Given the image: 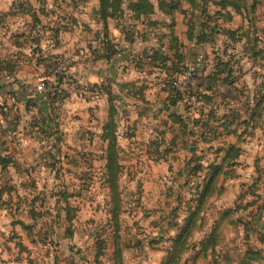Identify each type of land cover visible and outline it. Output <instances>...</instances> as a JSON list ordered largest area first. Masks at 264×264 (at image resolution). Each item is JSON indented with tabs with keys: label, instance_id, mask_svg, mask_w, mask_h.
Returning a JSON list of instances; mask_svg holds the SVG:
<instances>
[{
	"label": "rangeland",
	"instance_id": "obj_1",
	"mask_svg": "<svg viewBox=\"0 0 264 264\" xmlns=\"http://www.w3.org/2000/svg\"><path fill=\"white\" fill-rule=\"evenodd\" d=\"M132 1L125 0L124 8L127 9ZM183 6L186 5L182 2L178 6L177 29L187 44V64L191 67L200 58L209 67L212 46L197 47L199 58H194L196 48L187 42V27L181 13L189 7ZM53 8L54 25L50 27V36L57 35L61 27L67 28L70 43L66 45L72 47L71 53L75 57L71 58L76 62L74 67L69 64L71 74L65 82L67 88L61 102L48 110L47 128L38 127L39 119L34 115L37 110L29 101L23 110L18 109L19 115L15 116V122L12 120L13 125L8 130L0 128V259L5 260V264H52L49 258L73 254L76 256L67 264H109L112 260V187L104 178L106 145L101 140L103 129L112 120V96L118 110L116 122L122 162L117 187L120 201L122 199L127 205L121 214L122 226H127L126 233L121 232V236L125 238L127 234L129 243L125 250L126 264H162L166 250L172 244L167 239L162 241L164 227L160 216L169 213L170 217H174V208L180 197L173 196L171 191L181 192L188 188L184 186L183 176L174 178L173 174L184 169V163L187 164L193 157V152L198 158L209 161L216 158V149L201 142L196 131L193 134L190 131L188 135H182L180 150L173 152L176 155L155 161L148 144L150 140L159 142L160 137L154 132L156 129H165V120L158 123L162 115L159 113L164 110L163 103L167 99L162 91L165 74L144 65L134 69L146 73L145 79L123 80L122 74L117 69L115 71L111 63L93 61L96 54L93 52L91 57L89 49L92 50V46L97 48L95 34L100 30L93 13L98 8L97 0L76 9L68 0L53 4ZM161 17L158 13L151 22ZM130 20L128 18L130 28L134 29L132 25H136V30L140 32L134 42L136 50L143 54L144 46L149 51L155 49L158 28L147 29L148 20H143V25ZM63 22L65 25L61 26ZM238 24H241L239 18L234 26L238 27ZM259 26H264V14ZM119 28L115 21H110V31ZM148 34H151V39L145 42L142 36ZM246 67L249 71L245 78L246 92L254 91V73L250 71V63ZM99 72L104 74L105 80L97 81ZM115 73L117 76L111 79L110 76ZM175 80L171 87L180 92L185 93L189 87H195L182 75ZM101 84L105 90L100 98L92 100L80 95L83 85ZM135 89L139 96L147 95V99L153 103L155 115L151 119L140 117L144 102L131 97V91ZM184 103L187 104V101ZM184 103L180 109H173L188 121L190 130H194L197 110L187 111ZM27 105L30 108H25ZM236 105L243 110L245 104L236 102ZM12 111H15V107ZM174 135V131L169 133V140ZM230 140L234 141L233 138ZM243 145L239 178L228 180L221 177L218 187H223L225 193L214 197L216 206L236 208L232 216L242 223L222 229L219 246L214 250L203 252L200 247L193 250L192 243L183 256V264H264V210L257 212L258 206L264 205V127L249 136ZM169 146L170 143L163 145L165 148ZM260 174L263 178L257 182L260 185L258 193L263 200L260 205L247 209L257 197L252 199L250 195L249 198L239 199V195L251 191ZM181 178L182 182H174ZM33 212L42 216L34 219ZM245 220L250 222L249 226L243 223ZM26 226L31 230H27ZM170 232L174 235L176 229L172 228ZM107 237L112 240L108 241ZM203 237L200 235L197 243ZM67 239H71V243ZM102 241H105L106 248L99 250L103 246Z\"/></svg>",
	"mask_w": 264,
	"mask_h": 264
},
{
	"label": "trees",
	"instance_id": "obj_2",
	"mask_svg": "<svg viewBox=\"0 0 264 264\" xmlns=\"http://www.w3.org/2000/svg\"><path fill=\"white\" fill-rule=\"evenodd\" d=\"M97 1L98 8L94 9L93 13L100 27L97 36L103 38V48L99 50L102 54H96L94 51L96 60L103 57L104 60L110 62L121 53L111 38L110 21H115L131 43L135 42L133 38L137 37L140 32L136 30V25H132L134 29L130 28L128 18L137 25H143L144 23L141 22L148 20L147 29L148 27L158 28L159 37L156 39V48L143 52L146 59L145 65L150 69L165 73L166 76L162 81L164 85L162 91L167 95L163 105L168 117L166 128L164 130L158 128L154 131L160 137L159 142L149 141L148 149L151 150L150 155L153 159L159 162L168 156L176 155L177 153L173 152L180 150V144L183 142L182 135H188L190 131L192 134L193 131H196L201 142L211 149H216V158L209 161L198 158L193 152V157L187 164L184 163V169L180 173L173 174L174 178L183 176L185 178L184 186L188 188L181 192L171 191L173 196L180 197L174 208L175 216L170 217L169 213L166 216L165 214L160 216L164 227L162 241L167 239L172 244L166 250L167 254L162 264H183V256L192 243L193 250H196L197 247L203 249V252L214 250L219 246L222 229L242 223L232 216L237 211L236 208L216 206L214 197L225 193L223 187L221 189L218 187L221 177L228 180L239 178L238 167L244 154L243 143L249 136L264 127V46L262 45L264 26H259L264 14V0H183L190 5L181 13L187 27V42L196 48L197 55L194 54V58L196 60L199 58L197 47L212 46L211 64L206 67L203 60L201 74L196 72L193 76L198 84L193 88L189 87L185 93L171 87L175 84V79L183 75L189 67L185 52L187 44L180 37L177 29L179 10L176 0H156V3L153 0H133L128 3L127 9L124 8L125 0ZM92 2L93 0H71L75 9ZM158 13L162 16L161 19L151 22V19ZM236 16L241 18V24H238V27L234 26ZM150 36L151 34L142 37L145 42H148L151 39ZM248 63L251 65L250 71L254 73L255 90L246 92L245 78L249 72L246 67ZM240 96L246 99L240 98ZM131 97H137L144 102L140 117L151 116L153 103L147 99V95L139 96L135 89L131 91ZM113 101L111 96L112 120L103 129L101 136V140L106 145L104 178L112 187L110 214L112 222H114V238L112 240L107 237V239L113 241V256L109 264H126L125 250L129 243L126 238L127 234H125V238L121 236V232L126 233L127 231V226H122L121 214L127 205L123 203L122 199L120 201L117 187L120 181L122 162L117 135L119 129L116 122L118 110ZM186 101L187 104L184 103ZM236 102L245 104L242 107L243 110L236 105ZM182 103L187 111L197 110L196 117L199 118L194 120V130H190L188 121L173 109H180ZM41 121L47 128L48 126L45 124L47 118L41 119ZM173 131L175 135L169 140L168 134ZM230 138H233L234 141H231ZM165 143H170V146L163 147ZM262 178L260 174L256 183L251 186V191L239 195V199L249 198L250 195H252V199L257 197L255 202H250L247 209L260 205V201L263 200L258 193L260 185L257 184ZM182 181L181 178L174 182ZM263 210L264 205L258 206L257 212ZM68 214L70 215V212ZM33 215L34 219L42 216L38 212H33ZM243 223L250 225L248 220ZM248 226L246 227L248 228ZM26 228L31 230L30 227L26 226ZM172 228L176 229L174 235H171L170 232ZM200 235L204 236L203 240L197 243L200 240ZM67 240L71 243V239ZM195 243H197L196 248ZM101 244L103 246H100L99 250L105 249V241H102ZM54 260L55 264H60L59 256H55Z\"/></svg>",
	"mask_w": 264,
	"mask_h": 264
},
{
	"label": "crops",
	"instance_id": "obj_3",
	"mask_svg": "<svg viewBox=\"0 0 264 264\" xmlns=\"http://www.w3.org/2000/svg\"><path fill=\"white\" fill-rule=\"evenodd\" d=\"M66 1L68 0H0L1 129L8 130L13 125L12 120L15 122V116L19 115L18 109L23 110L27 101L37 110L34 115L39 119L38 127L45 128L41 119L48 117V110L51 106L55 107L61 102L67 86L63 80H58L51 74L48 63L54 55L63 56L72 67L76 62L71 58V56L75 57V54L71 53L72 47L66 45V43H70L67 39L70 36L69 30L61 27V31L57 36H50V27L53 28V17L55 15L53 4H62ZM181 2L186 5L183 7H190L189 3L183 0H176L177 6L181 5ZM237 18L241 19L236 16L235 21H237ZM63 25H65L64 22L61 26ZM66 29L67 31H65ZM111 31V38L121 53L116 55L110 62L104 60L103 57L100 60L93 58V61L111 63L112 68L115 71L116 69L119 70L118 73L122 74L123 80H132L139 77L145 79L146 73L139 72L128 65L130 52L136 50L135 44L127 40V35L122 33L120 28ZM95 35L98 46L97 48L92 46L93 51L89 49L91 57L94 51H96V54H102L99 50L103 48V38L98 37L97 34ZM133 39L136 40V36ZM148 50L145 46L143 47V52ZM114 76H117V74L111 75V79ZM104 78L102 72H99L96 76L97 81L105 80ZM54 83L57 84L56 87H54ZM14 107L17 112L11 117L15 112L12 111ZM28 107L30 108L29 105L25 108ZM159 114L162 115L159 117L158 123L165 120L164 124L166 125L168 113L166 110H162ZM154 115L155 113H151L148 119H151ZM46 125L49 126V124ZM18 128H21V126ZM75 256L73 254L71 256L63 254V258L59 256L60 264H67ZM4 261L0 259V264H5ZM49 261L55 264L53 257L49 258Z\"/></svg>",
	"mask_w": 264,
	"mask_h": 264
},
{
	"label": "built area",
	"instance_id": "obj_4",
	"mask_svg": "<svg viewBox=\"0 0 264 264\" xmlns=\"http://www.w3.org/2000/svg\"><path fill=\"white\" fill-rule=\"evenodd\" d=\"M145 62L146 59L143 54L136 50L130 52L128 62L129 67L139 68L144 66ZM202 68L203 60L199 59L194 65L188 67L182 76L186 81H189L192 85L196 86V84H198V81L193 79V76L196 72H200ZM49 70L52 75H54L57 79L63 80L64 82H66L71 74V69L69 67L68 61L61 55H54L51 58L49 63ZM102 85L103 84H101L100 86L91 85L88 87L83 85L80 95H86L92 100H96L104 94L105 89Z\"/></svg>",
	"mask_w": 264,
	"mask_h": 264
}]
</instances>
